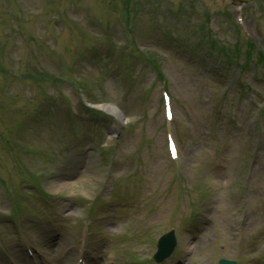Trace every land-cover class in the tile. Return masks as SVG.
I'll return each instance as SVG.
<instances>
[{
  "label": "rangeland",
  "instance_id": "1",
  "mask_svg": "<svg viewBox=\"0 0 264 264\" xmlns=\"http://www.w3.org/2000/svg\"><path fill=\"white\" fill-rule=\"evenodd\" d=\"M127 1L0 0V232L13 233L0 264H29L26 244L44 253V264L75 263L62 255L86 237L82 222L127 213L107 208L123 202L130 219L89 231L151 233L125 252L119 241L89 240L98 264H150L173 228L179 241L166 264H264V0H130L141 11L131 14L135 32L124 21ZM213 41L231 48L230 61L220 47L206 57ZM89 103L114 104L125 124L96 118ZM168 130L179 142L176 161ZM81 140L80 155L73 144ZM210 161L225 166L224 180ZM16 167L25 181L11 178ZM41 183L58 202L42 203L36 218L44 224L30 218L13 232L5 216L15 200L30 209L26 194Z\"/></svg>",
  "mask_w": 264,
  "mask_h": 264
},
{
  "label": "bare ground",
  "instance_id": "2",
  "mask_svg": "<svg viewBox=\"0 0 264 264\" xmlns=\"http://www.w3.org/2000/svg\"><path fill=\"white\" fill-rule=\"evenodd\" d=\"M100 108L105 112L115 116L116 120L118 122H121V117H120L121 114L112 105H104V106H100Z\"/></svg>",
  "mask_w": 264,
  "mask_h": 264
},
{
  "label": "trees",
  "instance_id": "3",
  "mask_svg": "<svg viewBox=\"0 0 264 264\" xmlns=\"http://www.w3.org/2000/svg\"><path fill=\"white\" fill-rule=\"evenodd\" d=\"M214 47L212 48V49H215V47H217V45L214 43V45H213Z\"/></svg>",
  "mask_w": 264,
  "mask_h": 264
}]
</instances>
